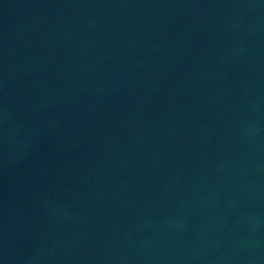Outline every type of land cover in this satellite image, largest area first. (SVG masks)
Here are the masks:
<instances>
[{
  "label": "water",
  "instance_id": "obj_1",
  "mask_svg": "<svg viewBox=\"0 0 264 264\" xmlns=\"http://www.w3.org/2000/svg\"><path fill=\"white\" fill-rule=\"evenodd\" d=\"M0 264H264V0H0Z\"/></svg>",
  "mask_w": 264,
  "mask_h": 264
}]
</instances>
